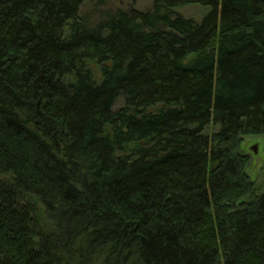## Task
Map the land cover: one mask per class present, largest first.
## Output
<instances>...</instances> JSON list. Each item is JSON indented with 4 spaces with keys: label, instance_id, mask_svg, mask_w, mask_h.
<instances>
[{
    "label": "trees",
    "instance_id": "1",
    "mask_svg": "<svg viewBox=\"0 0 264 264\" xmlns=\"http://www.w3.org/2000/svg\"><path fill=\"white\" fill-rule=\"evenodd\" d=\"M86 2L0 0V264H264V0Z\"/></svg>",
    "mask_w": 264,
    "mask_h": 264
},
{
    "label": "rangeland",
    "instance_id": "2",
    "mask_svg": "<svg viewBox=\"0 0 264 264\" xmlns=\"http://www.w3.org/2000/svg\"><path fill=\"white\" fill-rule=\"evenodd\" d=\"M154 0H107L105 6L95 8L93 3L86 2L82 5L81 14L89 15V21L92 25H96L100 20V10L106 9H129L135 8L140 11H147L151 9ZM178 13L185 17L200 20L206 12V9L200 5H186L176 9ZM124 104L122 98L117 101L116 107ZM217 130L215 125L208 128V132L213 134ZM257 148L255 152L254 148ZM240 151L247 156L249 165L247 167V174L255 182V194H260L264 191V135H248L242 138L240 144Z\"/></svg>",
    "mask_w": 264,
    "mask_h": 264
},
{
    "label": "water",
    "instance_id": "3",
    "mask_svg": "<svg viewBox=\"0 0 264 264\" xmlns=\"http://www.w3.org/2000/svg\"><path fill=\"white\" fill-rule=\"evenodd\" d=\"M254 150H255V152H257V148L256 147L254 148Z\"/></svg>",
    "mask_w": 264,
    "mask_h": 264
}]
</instances>
